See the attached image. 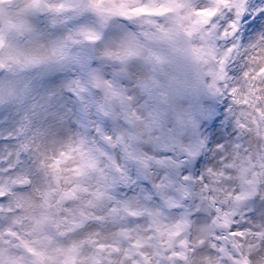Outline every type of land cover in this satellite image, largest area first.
Listing matches in <instances>:
<instances>
[{
  "label": "rangeland",
  "instance_id": "374dc122",
  "mask_svg": "<svg viewBox=\"0 0 264 264\" xmlns=\"http://www.w3.org/2000/svg\"><path fill=\"white\" fill-rule=\"evenodd\" d=\"M0 103V264H264V0H0Z\"/></svg>",
  "mask_w": 264,
  "mask_h": 264
},
{
  "label": "water",
  "instance_id": "95a60500",
  "mask_svg": "<svg viewBox=\"0 0 264 264\" xmlns=\"http://www.w3.org/2000/svg\"><path fill=\"white\" fill-rule=\"evenodd\" d=\"M40 10L41 14H45L47 12L43 11L42 9ZM168 91V104L170 107L180 98H188L193 102V109H198L200 103L199 95L201 94V92L199 90L198 84L195 81L192 80L187 85L179 84L177 82H171L169 84ZM186 162L190 163L191 159H187ZM180 201L184 202L188 209L191 205V194L187 190L182 191Z\"/></svg>",
  "mask_w": 264,
  "mask_h": 264
},
{
  "label": "bare ground",
  "instance_id": "6f19581e",
  "mask_svg": "<svg viewBox=\"0 0 264 264\" xmlns=\"http://www.w3.org/2000/svg\"><path fill=\"white\" fill-rule=\"evenodd\" d=\"M2 103H0V105H1ZM10 105V104H9ZM4 112H7V111H4ZM3 112V113H4ZM16 113H18L16 110H10V111H8L7 112V114H9L11 117H16ZM66 126V130L63 128V130H61V132L63 131V134L66 136V135H68L69 134V132H70V128L68 127V124L66 123V124H64V127ZM194 199H193V204H192V207H193V205H194Z\"/></svg>",
  "mask_w": 264,
  "mask_h": 264
}]
</instances>
